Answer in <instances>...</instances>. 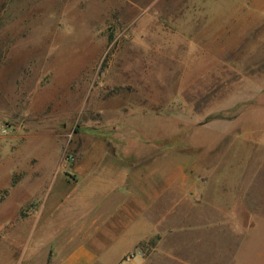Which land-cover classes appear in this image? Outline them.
I'll return each mask as SVG.
<instances>
[{"label": "rangeland", "instance_id": "1", "mask_svg": "<svg viewBox=\"0 0 264 264\" xmlns=\"http://www.w3.org/2000/svg\"><path fill=\"white\" fill-rule=\"evenodd\" d=\"M249 1L0 0V247L21 257L74 186H114L119 170L124 186L222 179L229 208L235 186L264 195V14Z\"/></svg>", "mask_w": 264, "mask_h": 264}, {"label": "crops", "instance_id": "2", "mask_svg": "<svg viewBox=\"0 0 264 264\" xmlns=\"http://www.w3.org/2000/svg\"><path fill=\"white\" fill-rule=\"evenodd\" d=\"M245 4L264 14V0ZM119 171L114 186H74L73 197L42 221L21 257L18 249L0 247V264H110L104 253L124 242L134 246L116 264L137 249L144 252L139 264H198L182 252L217 238L234 253L227 262L223 251L213 264H264V232H254L264 227L263 207L255 201L264 195L253 186H235L229 208L222 179L219 186H139L145 179L136 174L124 186L128 174Z\"/></svg>", "mask_w": 264, "mask_h": 264}, {"label": "built area", "instance_id": "3", "mask_svg": "<svg viewBox=\"0 0 264 264\" xmlns=\"http://www.w3.org/2000/svg\"><path fill=\"white\" fill-rule=\"evenodd\" d=\"M136 258V255H132V256H125L124 257V263H131L134 259Z\"/></svg>", "mask_w": 264, "mask_h": 264}]
</instances>
